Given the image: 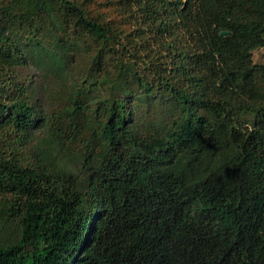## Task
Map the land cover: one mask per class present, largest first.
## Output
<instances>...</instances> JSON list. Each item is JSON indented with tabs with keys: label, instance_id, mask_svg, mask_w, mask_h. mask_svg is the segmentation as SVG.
Returning <instances> with one entry per match:
<instances>
[{
	"label": "trees",
	"instance_id": "16d2710c",
	"mask_svg": "<svg viewBox=\"0 0 264 264\" xmlns=\"http://www.w3.org/2000/svg\"><path fill=\"white\" fill-rule=\"evenodd\" d=\"M263 47L264 0H0V264H264Z\"/></svg>",
	"mask_w": 264,
	"mask_h": 264
},
{
	"label": "rangeland",
	"instance_id": "374dc122",
	"mask_svg": "<svg viewBox=\"0 0 264 264\" xmlns=\"http://www.w3.org/2000/svg\"><path fill=\"white\" fill-rule=\"evenodd\" d=\"M102 10L107 12L109 15L112 14V12H108L106 9H102ZM253 59L255 63L264 64V47L257 49L253 52ZM29 74L32 76L31 84H32L33 90L36 92L35 95L37 96V98L39 97L41 98V105L44 107L46 112H49L50 109L53 107L54 102L57 99V95H55L52 89L49 90L48 93L43 92L41 88V86L43 85L41 78L39 75H37L36 71L33 68H30V69L26 68L21 71V77L23 79L29 76ZM51 86H52V83H51ZM162 118L163 116L161 114H157V115H154L150 121L149 120H144V121L150 128H156V127H161L160 120H162ZM36 136H38L37 141H39L40 140L39 137L43 136L42 131H36ZM73 160L76 161L74 158L72 159L71 155H68L66 161L74 164Z\"/></svg>",
	"mask_w": 264,
	"mask_h": 264
},
{
	"label": "water",
	"instance_id": "95a60500",
	"mask_svg": "<svg viewBox=\"0 0 264 264\" xmlns=\"http://www.w3.org/2000/svg\"><path fill=\"white\" fill-rule=\"evenodd\" d=\"M228 35H229V33L227 31H222L221 32V36H228Z\"/></svg>",
	"mask_w": 264,
	"mask_h": 264
}]
</instances>
